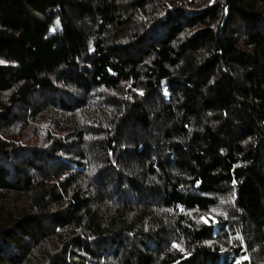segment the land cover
Returning <instances> with one entry per match:
<instances>
[{"label": "trees", "instance_id": "16d2710c", "mask_svg": "<svg viewBox=\"0 0 264 264\" xmlns=\"http://www.w3.org/2000/svg\"><path fill=\"white\" fill-rule=\"evenodd\" d=\"M237 262L264 264V0H0V264Z\"/></svg>", "mask_w": 264, "mask_h": 264}, {"label": "snow or ice", "instance_id": "6c2138e0", "mask_svg": "<svg viewBox=\"0 0 264 264\" xmlns=\"http://www.w3.org/2000/svg\"><path fill=\"white\" fill-rule=\"evenodd\" d=\"M59 25V21H57V26ZM53 30H55V29H53ZM142 94V93H141ZM174 246H177L178 247V245H174ZM237 264H239V262H237Z\"/></svg>", "mask_w": 264, "mask_h": 264}]
</instances>
